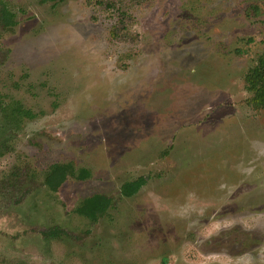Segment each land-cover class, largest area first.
I'll return each mask as SVG.
<instances>
[{
    "label": "rangeland",
    "instance_id": "rangeland-1",
    "mask_svg": "<svg viewBox=\"0 0 264 264\" xmlns=\"http://www.w3.org/2000/svg\"><path fill=\"white\" fill-rule=\"evenodd\" d=\"M4 5L0 264H264V108L244 81L264 0ZM95 194L113 202L94 221L77 208Z\"/></svg>",
    "mask_w": 264,
    "mask_h": 264
},
{
    "label": "trees",
    "instance_id": "trees-1",
    "mask_svg": "<svg viewBox=\"0 0 264 264\" xmlns=\"http://www.w3.org/2000/svg\"><path fill=\"white\" fill-rule=\"evenodd\" d=\"M259 13V8L257 5H252L249 10H247V15L257 16ZM15 13L10 11L5 5L0 9V21L5 27H11L15 24ZM245 88L250 92L251 96L248 101L251 103L252 108L255 110H260L264 108V52H262L256 63L248 69L244 77ZM16 113L24 114V110L16 109ZM17 114H15L16 116ZM72 166L67 164H56L53 166L52 171L47 177V183L49 186L57 190V188L66 179L68 172H71ZM89 170L83 169L79 176L81 178L89 176ZM146 184V178L140 177L133 181L125 182L122 185L121 193L124 196H132L136 194L143 185ZM113 199L105 194H95L84 200V202L77 208V211L88 217L90 220H98L99 217L104 216L107 210L112 205ZM61 230L58 228L50 229L45 232L48 237H60Z\"/></svg>",
    "mask_w": 264,
    "mask_h": 264
},
{
    "label": "flooded vegetation",
    "instance_id": "flooded-vegetation-1",
    "mask_svg": "<svg viewBox=\"0 0 264 264\" xmlns=\"http://www.w3.org/2000/svg\"><path fill=\"white\" fill-rule=\"evenodd\" d=\"M5 110H6V109H5ZM16 112H17V111H15V110H14V112H12V115H13L12 117H15V118L17 119V117L20 116L22 113H21V114H18V113H16ZM15 114H17V115L15 116ZM6 116L9 117V118H12L11 116H9L8 113L6 114ZM10 123H11V121H10Z\"/></svg>",
    "mask_w": 264,
    "mask_h": 264
}]
</instances>
